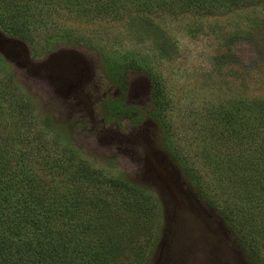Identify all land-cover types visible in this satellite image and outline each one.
Wrapping results in <instances>:
<instances>
[{
    "label": "rangeland",
    "instance_id": "1",
    "mask_svg": "<svg viewBox=\"0 0 264 264\" xmlns=\"http://www.w3.org/2000/svg\"><path fill=\"white\" fill-rule=\"evenodd\" d=\"M190 1L0 0V129L102 264H264V0Z\"/></svg>",
    "mask_w": 264,
    "mask_h": 264
},
{
    "label": "trees",
    "instance_id": "2",
    "mask_svg": "<svg viewBox=\"0 0 264 264\" xmlns=\"http://www.w3.org/2000/svg\"><path fill=\"white\" fill-rule=\"evenodd\" d=\"M8 132L0 129V264L108 262L95 235L96 219L81 203L64 202L54 182L41 181L38 152L30 149L28 138L16 142Z\"/></svg>",
    "mask_w": 264,
    "mask_h": 264
}]
</instances>
